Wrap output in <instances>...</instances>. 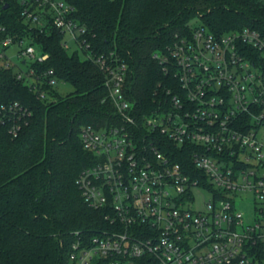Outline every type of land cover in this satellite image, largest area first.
Instances as JSON below:
<instances>
[{"label": "built area", "instance_id": "1", "mask_svg": "<svg viewBox=\"0 0 264 264\" xmlns=\"http://www.w3.org/2000/svg\"><path fill=\"white\" fill-rule=\"evenodd\" d=\"M74 14L66 0H0V65L39 98L60 83L53 70L37 75L50 57L40 36L58 32L65 50L105 74L113 122L82 128L91 158L76 183L108 227L79 237L70 264H264V35L200 23L154 53L166 84L140 125L127 63L92 50ZM30 116L17 102L0 107L14 136ZM248 195L250 220L239 208Z\"/></svg>", "mask_w": 264, "mask_h": 264}, {"label": "trees", "instance_id": "2", "mask_svg": "<svg viewBox=\"0 0 264 264\" xmlns=\"http://www.w3.org/2000/svg\"><path fill=\"white\" fill-rule=\"evenodd\" d=\"M66 1L87 27L90 48L100 54L115 51L127 63L140 125L146 107L154 106L157 83L166 84L154 53L190 35L193 20L217 35L245 27L264 35V0ZM61 42L58 32L40 36L38 43L50 57L37 75L53 70L73 87L69 93L45 86L50 98L41 99L0 65V107L17 102L31 113L17 136L0 125V264H70L79 237L108 227L103 213L85 205L76 183L91 158L81 143L82 128L113 122L105 74Z\"/></svg>", "mask_w": 264, "mask_h": 264}, {"label": "rangeland", "instance_id": "3", "mask_svg": "<svg viewBox=\"0 0 264 264\" xmlns=\"http://www.w3.org/2000/svg\"><path fill=\"white\" fill-rule=\"evenodd\" d=\"M201 22L198 19L193 20V22L191 23L192 27H194L195 25H199ZM73 52V50L70 51V53ZM30 62V61H29ZM55 89L61 93V94H66L69 93L71 91H73V87L68 84V83H63L60 82ZM201 200V199H200ZM199 200V201H200ZM202 201V200H201ZM252 200H251V196H247L245 198V200H243V202H240L239 208L244 211L246 213V215H249L247 217V220H250L252 215H253V208H252ZM197 207L199 206V204L197 203L196 205Z\"/></svg>", "mask_w": 264, "mask_h": 264}, {"label": "water", "instance_id": "4", "mask_svg": "<svg viewBox=\"0 0 264 264\" xmlns=\"http://www.w3.org/2000/svg\"><path fill=\"white\" fill-rule=\"evenodd\" d=\"M7 7V6H6Z\"/></svg>", "mask_w": 264, "mask_h": 264}]
</instances>
